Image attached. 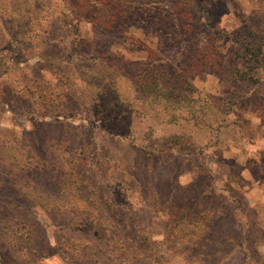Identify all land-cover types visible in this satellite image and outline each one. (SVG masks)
<instances>
[{
  "label": "rangeland",
  "instance_id": "obj_1",
  "mask_svg": "<svg viewBox=\"0 0 264 264\" xmlns=\"http://www.w3.org/2000/svg\"><path fill=\"white\" fill-rule=\"evenodd\" d=\"M199 6L206 27L173 39L147 18L95 27L74 0H0V264H264V52L245 50L264 0ZM208 38L221 57L192 77L207 114L173 122L136 62L161 41L187 68ZM38 50L49 60L14 66ZM64 182L76 207L25 194L59 199Z\"/></svg>",
  "mask_w": 264,
  "mask_h": 264
},
{
  "label": "trees",
  "instance_id": "obj_2",
  "mask_svg": "<svg viewBox=\"0 0 264 264\" xmlns=\"http://www.w3.org/2000/svg\"><path fill=\"white\" fill-rule=\"evenodd\" d=\"M200 1L201 0H74L73 10L77 12L78 16L82 17L81 19L104 30H110L114 26L117 27L122 24L127 26L133 20H144V18L149 19V21L150 19L152 21L154 20L157 23L164 22L166 24V26L162 27L164 29L161 28L159 23L156 25V29H159L164 35H169L175 39L177 34H184L189 31L192 32L193 23L200 24V18L196 15L198 12H203L202 8L199 6ZM166 9H169L168 15L170 18H165L168 15L163 14ZM192 11H195V13H192ZM187 18L189 19L188 21H186ZM200 25L201 28L206 27L204 22ZM124 29L122 31H124ZM25 42L26 41H23V44H25ZM126 42L132 45L133 48L142 46V42L138 39L131 38L129 40V38H127ZM23 44H20L19 49L25 53L27 47H23ZM161 44V41H158L154 48H150L147 51V57L145 59L136 62L135 73L137 75L136 83L138 84V88L141 92L151 97L152 106L156 108L160 106L164 112L169 113L171 121L176 122L182 119H190L197 123L200 117V119H203L204 115L207 114V107L196 104L198 101L197 98L194 97V94L197 93V89L192 83V77L200 72L197 70L200 67L199 62L201 64L205 63L211 65L213 60H217L221 57L217 42L214 38L206 39V43L196 49V52L192 54L191 57H193V61L189 66L187 68L181 66L178 70L174 68V65L171 66L167 61H164V59L157 55V50ZM11 46L12 48L14 47L13 42L12 44L8 42L7 47L10 48ZM1 50H5V47H1ZM245 50L246 53L264 52V35L251 43ZM36 53L39 54L30 57H26V55L20 56L19 58L15 57L12 59V62H14V66H30L32 62L39 63L49 60L40 50ZM186 93L193 97L190 99L186 96ZM39 101L42 105L47 102L57 103L56 97L54 96L47 98L42 95L38 97V102ZM175 137L176 136L173 138ZM21 165L24 167V164ZM64 183H62L59 199H52L49 196L43 195L42 197L39 194L33 193V190H27L25 194L30 198L38 200L45 208L64 209L76 207V204L79 202V195L72 193L73 191L69 192L70 187H67V183ZM80 191L84 193L82 189H80ZM114 260V263H112L118 264V260ZM121 262H124V260Z\"/></svg>",
  "mask_w": 264,
  "mask_h": 264
}]
</instances>
